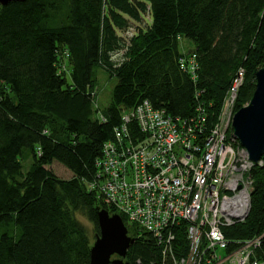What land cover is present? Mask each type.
<instances>
[{
	"label": "trees",
	"instance_id": "obj_1",
	"mask_svg": "<svg viewBox=\"0 0 264 264\" xmlns=\"http://www.w3.org/2000/svg\"><path fill=\"white\" fill-rule=\"evenodd\" d=\"M145 13L150 23L144 29L129 25L141 23ZM182 53L197 56L195 83L179 69ZM65 54L67 73L60 72ZM262 67L264 0H26L0 6V264H89L92 243L76 214L98 234L95 208H107L84 182L93 179L95 160L121 111L148 100L185 118L202 104L211 126L238 69L244 80L235 112L251 99ZM98 69L116 80L105 123L94 118ZM262 160L252 171L247 218L223 229L229 241L264 232ZM53 162L72 178L55 176L46 168ZM131 227L134 242L124 264H162L154 238ZM173 246L175 255L185 256L182 234ZM257 256L264 260V239Z\"/></svg>",
	"mask_w": 264,
	"mask_h": 264
},
{
	"label": "built area",
	"instance_id": "obj_2",
	"mask_svg": "<svg viewBox=\"0 0 264 264\" xmlns=\"http://www.w3.org/2000/svg\"><path fill=\"white\" fill-rule=\"evenodd\" d=\"M68 58L65 54L60 60V72H68ZM178 66L196 82L194 53H182ZM243 80L244 70L238 69L211 126L202 104L185 118L154 108L148 100L123 109L112 139L102 144L95 160L93 179L84 182L109 215L124 217L126 224L154 238L162 264H264L257 256L264 232L235 241L223 234L247 218L252 171L263 166L262 159H249L233 134ZM94 110L96 121L105 123L103 113ZM177 234L187 242L183 257L174 252Z\"/></svg>",
	"mask_w": 264,
	"mask_h": 264
},
{
	"label": "water",
	"instance_id": "obj_3",
	"mask_svg": "<svg viewBox=\"0 0 264 264\" xmlns=\"http://www.w3.org/2000/svg\"><path fill=\"white\" fill-rule=\"evenodd\" d=\"M26 0H0V6L22 3ZM234 137L246 150L251 161L264 157V67L255 74V90L249 102L235 112L232 119ZM98 234L90 248L89 264H124L128 248L134 238L118 215H109L102 208H95Z\"/></svg>",
	"mask_w": 264,
	"mask_h": 264
},
{
	"label": "rangeland",
	"instance_id": "obj_4",
	"mask_svg": "<svg viewBox=\"0 0 264 264\" xmlns=\"http://www.w3.org/2000/svg\"><path fill=\"white\" fill-rule=\"evenodd\" d=\"M149 23H150V16L148 13H145L143 15L141 23L129 21V25H131L132 28L135 29H144L145 25H148ZM118 35H120V37L126 36V34H122L120 32H118ZM182 42L185 46H187V48L189 49L192 48L191 43H189L188 41L183 40ZM180 51H182V48H180ZM121 53H123V51H121ZM66 77H67V81H69V74H66ZM95 79H96V84L92 88V92L94 95L93 109L96 107L99 109V111L103 113L111 101V94L114 86L116 85V80L110 77L107 72L101 69L96 70ZM22 164H23V171H26L30 165V160H27ZM46 168L50 170L55 176H57L62 180H69L72 178V174L57 162H53L51 165H49ZM76 217L78 221L85 227L89 235V238L91 240V243H93L96 235L94 225L88 219H86L84 216L80 214H76ZM124 224L129 234V231L132 230V227L126 223Z\"/></svg>",
	"mask_w": 264,
	"mask_h": 264
},
{
	"label": "crops",
	"instance_id": "obj_5",
	"mask_svg": "<svg viewBox=\"0 0 264 264\" xmlns=\"http://www.w3.org/2000/svg\"><path fill=\"white\" fill-rule=\"evenodd\" d=\"M187 47V46H186Z\"/></svg>",
	"mask_w": 264,
	"mask_h": 264
}]
</instances>
